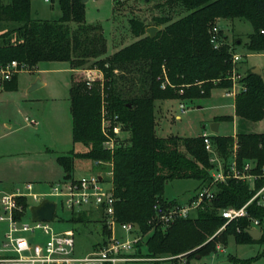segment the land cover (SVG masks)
<instances>
[{
    "label": "trees",
    "instance_id": "trees-1",
    "mask_svg": "<svg viewBox=\"0 0 264 264\" xmlns=\"http://www.w3.org/2000/svg\"><path fill=\"white\" fill-rule=\"evenodd\" d=\"M30 2L0 0V63L15 60L29 71L40 62L69 64L73 72L69 87L72 142L87 149L71 150L56 157L63 178L73 177L75 159L112 163L115 217L119 222L136 224L140 233L151 227L153 205L168 202L163 198L166 182L195 179L199 186L215 188V197L203 202L191 217L176 219L165 231L156 228L147 239L144 256L193 249L190 253L209 255L216 250L217 241L226 244L228 236H233L239 244L264 243V227L260 228L258 239H252L247 232L249 218L264 220V205L256 199L246 206L248 217L231 220L215 234L226 222L219 210L242 207L264 185V177L260 176L253 187L233 177L214 182L213 165L202 136H159L155 132L154 116L156 101H194L208 98L212 89L231 87L230 73L235 65L230 48L234 50L241 40L230 44L219 29L220 43L214 47L212 27L218 19L247 20L252 32L244 43L245 48L250 52L264 51V0H164L157 5L165 12L154 17L151 24L129 19L134 40L110 54H106L107 42L101 25L86 23L82 0H57L61 12L57 20L33 18ZM119 3L113 0V8ZM173 13L182 15L174 19ZM149 26L159 27L153 37L146 33ZM93 68L101 72L102 79L90 82L74 77L79 69ZM164 75L168 84L162 88ZM16 82L14 75L5 82L4 89H15ZM239 83L242 88L234 96L235 115L250 121L261 120L264 117L262 77L248 70ZM102 107L110 117V126L114 124V116L121 126L113 152L103 146ZM231 119L223 115L215 116L213 121ZM210 138L214 152L224 162L236 148L237 165L252 159V173L261 175L264 133L213 134ZM18 203L27 205L24 198L18 199ZM88 213L73 212L69 221L86 224ZM101 222L100 232L105 237L96 243L99 246L110 234L102 219ZM136 246V254H143V246Z\"/></svg>",
    "mask_w": 264,
    "mask_h": 264
},
{
    "label": "rangeland",
    "instance_id": "rangeland-1",
    "mask_svg": "<svg viewBox=\"0 0 264 264\" xmlns=\"http://www.w3.org/2000/svg\"><path fill=\"white\" fill-rule=\"evenodd\" d=\"M116 1L120 3L115 9L113 0H86L84 3L86 23L99 24L103 29L107 42L106 54L113 53L134 40L130 33L129 19L137 18L146 24H151L154 17L165 12L157 5L164 0ZM30 4V13L34 18L57 20L61 15L57 0L50 2L31 0ZM180 15L182 14H171L174 19ZM215 25L227 36V41L230 44L236 39L241 40V43L232 45L234 50L241 55L240 62L234 66L235 72L243 75V72L246 73L248 70L258 67L264 81V51L250 52L244 45L247 42L248 34L252 32L250 22L244 19H218ZM72 73L67 62H40L31 71L19 68L14 74L17 77L15 89H4L5 82L12 78L5 81L0 79L1 190L10 192L26 182H31L34 191H45L49 185L63 179L64 172L56 162L57 156L65 155L71 150L86 151L85 146L72 142V122L69 109V87ZM74 77L86 78L92 82L102 79V74L97 68L79 69L74 72ZM37 78L40 79L42 85L29 91L31 83ZM167 84L165 78L161 87L163 88ZM239 89V84H232L229 88L212 89L208 98L194 101L182 99L156 101L154 109L156 134L159 136H195L204 132L221 135L264 133V117L259 121H250L235 115L233 97ZM181 104L184 106L183 109L180 108ZM223 115L231 116L232 119L220 121L219 131L212 132L210 121H213L215 116ZM25 117L34 119L38 123L28 124ZM122 135L125 134L122 133ZM233 153L236 157V148L231 156ZM244 163L253 164L254 161L249 159L244 160L242 165ZM109 164L108 161L95 164L89 160L75 159L73 176L79 177L91 173H102L105 176V170H108L110 166L113 168V164ZM198 187L199 182L195 179H174L166 182L163 196L170 201H186L197 191ZM28 202L30 206L36 205L30 198ZM31 216V209L28 208L25 218ZM70 216V212L60 208L58 203L51 224L57 229L75 228V253L83 255L99 246L96 243L101 240V237H105L100 232L101 219L103 220V218L97 213L90 212L87 214L89 221L79 225L71 223ZM149 223L151 227L145 233L136 230L129 234L118 226L114 228V233L118 237L136 238L135 244L143 246V254L137 255L138 247L135 246L137 248L131 251L130 255L140 258H166V260H143L130 264H264V243L239 244L235 242L233 236L227 237L226 244L217 241L216 250L209 255L190 253L194 251L193 249L178 254L160 253L144 256L147 253V239L154 230L159 228L165 231L169 227H161L154 224L153 221ZM221 227L216 230L215 234L224 229L219 231ZM4 229V225L0 223V246L4 242ZM247 259L250 261L245 262Z\"/></svg>",
    "mask_w": 264,
    "mask_h": 264
},
{
    "label": "built area",
    "instance_id": "built-area-1",
    "mask_svg": "<svg viewBox=\"0 0 264 264\" xmlns=\"http://www.w3.org/2000/svg\"><path fill=\"white\" fill-rule=\"evenodd\" d=\"M45 1L50 2L51 0ZM218 31V26L212 27L211 42L214 47L220 43ZM232 49L231 47V61L236 65L240 62L241 55ZM19 68L23 67H20L15 60L4 64L0 63V79L2 81L10 80ZM241 77L242 75L235 72L233 67L230 73L233 85L239 84L242 88L239 83ZM183 107L181 104L180 108L183 109ZM116 118L117 116L113 117L114 124L110 126V117L102 107L103 146L111 152L116 148V136L121 134V126L116 123ZM25 121L34 125L38 123L28 117H25ZM201 136L205 150L210 154V162L213 165L211 176L214 182L233 177L246 181L253 187L254 182L260 176L264 177V165L261 168V175H256L251 171L253 164L244 163L240 167L237 165L235 153L224 162L214 152L210 134L204 132ZM98 163H102V161H95V164ZM112 173L110 166L108 170H105V176L102 173H91L79 177L63 178L41 192L34 191L31 182H26L10 192L0 189V223L5 228L3 231L4 242L0 246V264H130L143 260H166V258H140L130 255L129 253L137 248L135 247L137 239L118 237L114 233L116 226L129 234L135 232L137 228L132 223L119 222L115 217L116 198L113 195ZM215 193L213 186L201 185L190 200L186 202L175 201L174 204H169V201L166 204L157 202L153 205L154 216L152 221L156 225L165 227L176 219L191 217L203 202L211 201L215 197ZM20 198L25 199L26 207L18 203ZM29 198L34 202L33 204H39L44 199L53 201L55 210L52 220L55 217L58 203L60 208L68 210L70 215L80 211L97 213L103 218L111 236L104 245L97 246L89 253L77 255L75 253V231L73 228L57 229L51 224L52 220H33L32 216L25 218L30 207ZM255 199L258 204L264 205V185L242 207H228L219 210V214L226 219L219 231L231 220L248 217L246 206ZM249 221V228H257L260 231V228L264 227V220L249 218Z\"/></svg>",
    "mask_w": 264,
    "mask_h": 264
},
{
    "label": "water",
    "instance_id": "water-1",
    "mask_svg": "<svg viewBox=\"0 0 264 264\" xmlns=\"http://www.w3.org/2000/svg\"><path fill=\"white\" fill-rule=\"evenodd\" d=\"M86 0H82L83 3H85ZM149 1V0H146ZM157 27L155 26H149L146 29V33L148 36L153 37L156 33ZM251 73L260 75V69L258 67H255L251 69ZM42 85V82L40 79H36L34 82L31 83L29 87V91L33 90L39 86ZM210 130L212 132L218 131V122H212L210 124ZM32 212V219L33 220H44V221H50L53 218L54 210H55V203L53 201H50L48 199L42 200L39 204L33 205L29 207ZM136 227V224H135ZM247 232L251 236L252 239H258L260 237V231L257 228H249L247 229ZM199 257V256H197Z\"/></svg>",
    "mask_w": 264,
    "mask_h": 264
},
{
    "label": "crops",
    "instance_id": "crops-1",
    "mask_svg": "<svg viewBox=\"0 0 264 264\" xmlns=\"http://www.w3.org/2000/svg\"><path fill=\"white\" fill-rule=\"evenodd\" d=\"M34 18V17H33ZM70 71L72 72V70L70 69ZM260 72H261V70H260ZM244 73V72H243ZM260 76L262 77V72H261V74H260ZM233 101H234V97H233ZM179 117V116H178ZM212 122H214V121H210V124L212 123ZM219 129H220V123L218 122V131H219ZM214 133H210V135H213ZM199 135H201V134H199ZM216 135H221V134H216ZM236 135V134H235ZM235 135H232V136H235ZM195 136H198V135H195ZM63 175H64V173H63ZM195 194V193H194ZM193 194V195H194ZM192 195V196H193ZM192 196H190V197H188V199L186 200V201H188V200H190V198L192 197ZM164 197V196H163ZM164 199H166L167 201H170L169 199H167V198H165L164 197ZM175 201V200H174ZM186 201H182V202H186ZM137 227V226H136Z\"/></svg>",
    "mask_w": 264,
    "mask_h": 264
}]
</instances>
